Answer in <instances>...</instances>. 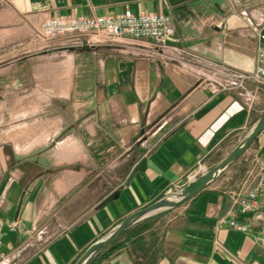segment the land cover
<instances>
[{"label": "crops", "instance_id": "1", "mask_svg": "<svg viewBox=\"0 0 264 264\" xmlns=\"http://www.w3.org/2000/svg\"><path fill=\"white\" fill-rule=\"evenodd\" d=\"M127 9L169 15L175 34L165 46L69 48L41 34L46 17ZM262 14L264 0H0V222L19 225L4 226L0 253L74 264L130 213L200 175V162H221L264 113L263 85L251 109L239 91L218 90L223 73L255 70ZM255 140L196 196L135 222L89 264H264L253 235L217 226L264 145Z\"/></svg>", "mask_w": 264, "mask_h": 264}, {"label": "built area", "instance_id": "2", "mask_svg": "<svg viewBox=\"0 0 264 264\" xmlns=\"http://www.w3.org/2000/svg\"><path fill=\"white\" fill-rule=\"evenodd\" d=\"M221 19L211 14L210 25H219ZM259 44L257 45V65L252 73L227 71L222 75L218 90L239 91L245 98L248 108H253L258 98L260 85L264 86V15L260 16ZM43 38L57 47H80L84 44H100L116 39L133 41L150 40L161 46L167 44L175 34V28L169 15L158 13L136 14L131 9L115 15L78 16L65 19L59 16L46 17L41 25ZM249 82L256 83L254 90L248 91ZM207 171L199 163V172ZM179 189V188H178ZM177 189V190H178ZM230 206L217 220V226L227 225L237 231L251 234L264 245V150L251 158L246 173L238 187L227 191ZM19 230L17 222H0V245L2 230ZM254 228H257L256 230ZM0 264H21L15 255L0 253Z\"/></svg>", "mask_w": 264, "mask_h": 264}, {"label": "water", "instance_id": "3", "mask_svg": "<svg viewBox=\"0 0 264 264\" xmlns=\"http://www.w3.org/2000/svg\"><path fill=\"white\" fill-rule=\"evenodd\" d=\"M264 130V113L255 122L249 133L244 139L217 165L208 169L204 173L198 175L188 182V184L178 190L166 195L165 197L142 207L118 223L112 231L102 239L94 242L88 249L79 257L74 264H89V262L99 253L109 247L120 235H122L132 224L146 218L160 210L172 208L183 204L189 199L200 193L211 181H213L221 170L226 168L232 162L238 160L252 145L254 140ZM146 169V158L142 159L132 170V177L136 172H144Z\"/></svg>", "mask_w": 264, "mask_h": 264}, {"label": "rangeland", "instance_id": "4", "mask_svg": "<svg viewBox=\"0 0 264 264\" xmlns=\"http://www.w3.org/2000/svg\"><path fill=\"white\" fill-rule=\"evenodd\" d=\"M259 104H260V103H258L257 106H259ZM262 114H263V113H262ZM262 114H261V113L258 114L257 117H255V119L258 120ZM262 133H263V134H262ZM262 133L259 135V137L256 138V140H255L256 143H258L259 139H261V140L264 141V130H263ZM260 137H261V138H260ZM257 145H258V144H257ZM250 147H251V146H250ZM249 149H250V148H249ZM249 149H248V150H249ZM261 150H264V145H262V148L256 149L255 151H250L251 154H250V153L248 154V155H249V156H248V157H249V161L251 160V158L254 156L255 153H257L258 151H261ZM243 155H245L244 157H246V156H247V152H246L245 154H243ZM244 165L246 166L245 161H244Z\"/></svg>", "mask_w": 264, "mask_h": 264}, {"label": "trees", "instance_id": "5", "mask_svg": "<svg viewBox=\"0 0 264 264\" xmlns=\"http://www.w3.org/2000/svg\"><path fill=\"white\" fill-rule=\"evenodd\" d=\"M146 227L145 226H142V228L140 229V231L139 232H143V230L145 229ZM113 245V244H112ZM111 248H112V246H111ZM110 248V249H111Z\"/></svg>", "mask_w": 264, "mask_h": 264}]
</instances>
